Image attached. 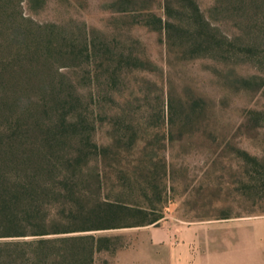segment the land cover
I'll list each match as a JSON object with an SVG mask.
<instances>
[{"label": "rangeland", "instance_id": "obj_1", "mask_svg": "<svg viewBox=\"0 0 264 264\" xmlns=\"http://www.w3.org/2000/svg\"><path fill=\"white\" fill-rule=\"evenodd\" d=\"M197 1L207 33L238 38L225 58L184 46L195 24L187 2L174 12L184 30L170 44L152 16L169 18L167 0H0L17 17L0 30V160L32 149L49 158L53 174L42 178L57 192L46 208L59 223L50 230L72 231L50 237H117L95 264H117L131 247L147 263L149 240L159 251L154 231L169 230L184 250L188 232L207 229L226 250L212 264H264V0ZM75 111L106 152L54 127ZM98 200L128 207L132 226L93 229Z\"/></svg>", "mask_w": 264, "mask_h": 264}, {"label": "trees", "instance_id": "obj_2", "mask_svg": "<svg viewBox=\"0 0 264 264\" xmlns=\"http://www.w3.org/2000/svg\"><path fill=\"white\" fill-rule=\"evenodd\" d=\"M228 1L233 2V0ZM174 2H177L179 7H175ZM184 2H187L190 6L195 19L193 38L184 46H187L192 52H199L202 48H214L218 51L217 59L225 58V55L234 50L233 47L236 45L238 38H229L222 35L218 39L216 35L213 36L207 33L205 28L210 29L211 24L206 20L197 0H167L166 9L169 18L166 20L152 14L157 19L159 29L168 33L169 43L174 44L175 37H177L172 33L184 30L182 27L183 19L174 15V12H178L182 7H185ZM245 2L254 3L253 0H245ZM11 9L5 3L0 4V30L5 28L8 23L11 26L10 22L13 23V19L17 20ZM147 25L149 24L147 23ZM180 47H183V45H180ZM74 55L78 56L75 52ZM199 56L202 55H196L195 53L191 55L192 58H198ZM72 95L75 94L72 93ZM59 96L63 95L59 94ZM56 104H59V102H56ZM57 110L60 111L61 108L58 107ZM57 118L55 128L65 129L70 127L75 129V135L78 136L81 133V136L85 137L87 145L96 150L93 151L94 154L106 152L109 149L93 142L92 135L89 133L92 130L90 128L92 125L89 117L83 113L77 111L74 113L64 112L59 113ZM80 126H83V128L87 126L88 132H86V128L83 130ZM85 134L88 135L85 136ZM44 153L46 154V152ZM37 155L36 149L23 150L13 152L11 160L6 159L3 160L4 162L0 160V238H23V240L14 242L0 241V264H95L97 254L103 251L116 250L115 241L117 237L108 235L81 234L50 237L53 234L72 231L50 230L52 226L53 228H59V223L54 224L55 218L52 217L51 211L46 208L50 202L49 200L45 201V199L57 192V189L55 183L45 181L42 178L44 175L53 174V170L49 165V158L42 156L43 159H39ZM256 160L259 162L258 159ZM62 176L65 180H61V182L68 184V175ZM61 192L60 190V194ZM68 200L69 202H75L73 198ZM129 211L131 212L128 207L119 202L98 200L90 211L89 217L100 224L93 228L95 230L122 228L132 226L125 223L127 222L126 219L131 216ZM137 212L146 214L141 210ZM161 218H154L151 223H156ZM144 222H135L134 224L142 225L145 224ZM90 228L83 229V231L93 230Z\"/></svg>", "mask_w": 264, "mask_h": 264}, {"label": "crops", "instance_id": "obj_3", "mask_svg": "<svg viewBox=\"0 0 264 264\" xmlns=\"http://www.w3.org/2000/svg\"><path fill=\"white\" fill-rule=\"evenodd\" d=\"M169 230L167 232L161 233L160 231H154L153 238L156 239V244L159 245V251L152 253L150 249V240L147 247L146 257L150 258V262H142V259H139L138 256V247H131L129 249L120 250L117 254V264H123L121 262L122 258L130 255L136 258H133L130 262L126 264H212L216 262V255L225 250L223 245L224 238L219 233L210 232L209 229L205 230H195L194 232L189 233V240L187 249L186 246L180 250L177 246L173 244L171 240V235H169ZM186 234V233H185ZM230 240V239H229ZM165 241V246L162 247L163 242ZM195 245V257L191 256L190 245ZM140 251V250H139ZM165 252V255L160 256L159 252ZM181 251L186 256V259H182ZM226 251V250H225ZM230 252V248L228 250ZM155 256H160L159 260H154ZM165 258V259H164ZM164 259V260H163ZM141 261V262H140Z\"/></svg>", "mask_w": 264, "mask_h": 264}]
</instances>
